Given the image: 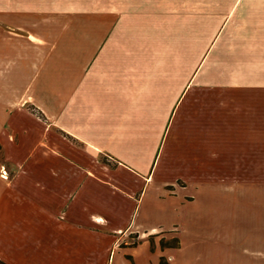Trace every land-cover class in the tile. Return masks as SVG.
Listing matches in <instances>:
<instances>
[{
    "label": "crops",
    "instance_id": "0c3cea01",
    "mask_svg": "<svg viewBox=\"0 0 264 264\" xmlns=\"http://www.w3.org/2000/svg\"><path fill=\"white\" fill-rule=\"evenodd\" d=\"M24 2L0 0L8 24ZM150 2L88 11L51 58L0 26V264H264V0ZM213 176L205 253L185 217Z\"/></svg>",
    "mask_w": 264,
    "mask_h": 264
},
{
    "label": "rangeland",
    "instance_id": "374dc122",
    "mask_svg": "<svg viewBox=\"0 0 264 264\" xmlns=\"http://www.w3.org/2000/svg\"><path fill=\"white\" fill-rule=\"evenodd\" d=\"M24 5L26 8L31 9V16L12 18L11 20L15 21L16 24H8V11L1 9L0 26H16L18 23H21V25L30 28L33 32V44L40 42V36H42V40H47V57L51 58L55 52L66 51L65 48L68 47L67 45L71 40L74 26L87 25L88 11H96L97 17L95 20L97 22L101 20V25L103 26L105 25L104 22L115 21L117 16L122 13L126 14V12L148 9L151 6V2L150 0H26ZM105 12L106 14L104 15ZM40 29L43 32L40 33ZM240 100L242 99L240 98ZM4 158V150L1 144L0 171L2 176L4 175L3 172L6 171V178H8L10 176V170L13 167L5 162ZM209 165L214 168V159L209 162ZM215 180L216 178L214 176L207 179V185L212 191L208 194L209 196L204 195L205 198L207 196V201L211 204L209 206L212 207H206L207 209H202L201 211L193 213L190 217H185L186 220L191 221L190 224L192 223L190 232H188V237L193 241L192 243L190 242L192 244L191 249L202 250L205 253L214 252L215 249ZM177 184L176 186L178 187H185L187 185L185 180H179ZM153 239H150L152 243L156 238ZM128 240H131L133 244L139 242L137 235L130 236ZM162 240L165 241L166 244H164L166 246ZM159 242L162 248H167L169 245L175 244L178 245L177 248L181 246L180 239L174 233L162 236ZM160 260L171 264L169 262L170 260L165 256L161 257ZM210 261L213 262L214 258L210 257L205 259L206 264H209Z\"/></svg>",
    "mask_w": 264,
    "mask_h": 264
},
{
    "label": "trees",
    "instance_id": "16d2710c",
    "mask_svg": "<svg viewBox=\"0 0 264 264\" xmlns=\"http://www.w3.org/2000/svg\"><path fill=\"white\" fill-rule=\"evenodd\" d=\"M0 148H1V144H0ZM177 240V239H176ZM163 241V244L165 243V241L164 240H162ZM166 244V243H165ZM164 244V245H165ZM166 246V245H165ZM178 245L177 244H175V245H169V247H177ZM161 264H167L165 261H162L161 260ZM169 264V263H168Z\"/></svg>",
    "mask_w": 264,
    "mask_h": 264
},
{
    "label": "built area",
    "instance_id": "2783aa9c",
    "mask_svg": "<svg viewBox=\"0 0 264 264\" xmlns=\"http://www.w3.org/2000/svg\"><path fill=\"white\" fill-rule=\"evenodd\" d=\"M3 173H4V175H3V176H4V177H6V174H7V173H6V171H4Z\"/></svg>",
    "mask_w": 264,
    "mask_h": 264
}]
</instances>
